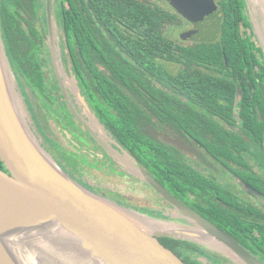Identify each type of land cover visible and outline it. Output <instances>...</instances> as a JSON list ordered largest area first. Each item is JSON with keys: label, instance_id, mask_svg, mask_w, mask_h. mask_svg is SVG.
I'll return each mask as SVG.
<instances>
[{"label": "flooded vegetation", "instance_id": "flooded-vegetation-1", "mask_svg": "<svg viewBox=\"0 0 264 264\" xmlns=\"http://www.w3.org/2000/svg\"><path fill=\"white\" fill-rule=\"evenodd\" d=\"M164 1L167 7L176 12L178 20L175 28L178 34L174 33L169 37L181 47L191 48L194 61L191 66L181 61L161 62V66L168 73L176 75L179 82L178 94L166 85H161L163 90L177 98L176 112H179V120L177 127L167 122H162L160 129L148 126L147 134L158 139L155 147L160 150V158L166 163H172L173 167L161 164L157 175L151 172L150 166H143L174 197L212 221L264 262L262 45L252 22L245 23L240 20L239 28L232 31L233 37L229 39L231 43L227 47L217 44L223 51V57L216 60V47L212 43L222 41L223 14L210 15L206 17V21L198 24L183 15L169 0ZM214 1L222 12L220 2ZM66 5L72 9L69 2L63 3L62 0H1L0 23L14 79L25 90L27 98L34 105L35 97L51 104L52 111L69 117L74 123L73 127L66 126L68 130L71 128L75 134L84 136L82 132L89 135L90 131L74 114L69 102L89 122L84 114V107L69 90V93L66 91L70 99L68 101L57 72V68L64 66L65 72L68 71L69 76L74 77L78 94L84 100V91L79 88L77 76L65 54L63 18L67 12ZM249 20L252 21L250 14ZM203 51L207 53L204 54ZM98 65L100 69L105 68L100 63ZM38 69H42L48 78L46 91H41L36 86L39 82ZM184 74L192 77L188 96L185 95L182 85L181 75ZM50 97L62 102L65 109L51 101ZM82 103L84 104L83 101ZM35 107L40 116L39 108L36 105ZM183 114H188L186 120ZM43 116L44 113L41 117ZM59 118H54L58 124L61 123ZM48 119L44 122V130L47 144L51 141L53 149L54 144H59L49 138L46 127ZM103 142L112 144L120 151L123 149L114 144L113 140ZM87 143L84 145L99 152L101 149L106 150L91 136ZM105 154L112 161L111 164L108 162L111 169L99 167L98 170L103 169L112 176H127L133 181L142 180L116 164L107 150ZM151 158L150 165L154 160V157ZM60 161L72 177L100 195L156 214L175 212L168 200L144 180L135 182L138 188L143 186L142 197L145 204L139 205L134 199L135 194L130 191L117 192L97 179L92 181V177H86L92 174L85 170L81 162L69 165L63 156ZM0 168L8 171L1 158ZM173 239V242L165 241L170 246L164 241L163 243L188 264H238L229 255L204 244L187 239Z\"/></svg>", "mask_w": 264, "mask_h": 264}, {"label": "water", "instance_id": "water-1", "mask_svg": "<svg viewBox=\"0 0 264 264\" xmlns=\"http://www.w3.org/2000/svg\"><path fill=\"white\" fill-rule=\"evenodd\" d=\"M169 1L198 24L206 21L210 15L222 13L214 0ZM247 3L251 8L248 0ZM261 4L264 6L262 1ZM252 23L255 29L253 20ZM259 37L262 42V36ZM261 45L264 50V44ZM12 74L14 72L0 24V158L9 171L0 168V264H8V255L4 249L1 250L2 245L5 248L11 244L18 248L16 244L20 241L38 240L36 230L45 220L55 222L60 228L54 230L57 233L54 232L52 237H60L63 232H68L101 264H188L166 247L160 237L204 244L229 255L238 264H264L212 221L174 197L128 151L112 149V144H105L69 102L74 114L106 148L114 162L150 184L168 200L175 212L156 214L135 209L81 184L64 169L28 126L20 110L25 102L12 85ZM58 74L66 92L63 75L59 70ZM85 108L91 112L87 105ZM151 220H157L160 226ZM34 246H37L36 242L29 247ZM33 251L39 255L27 252L25 264H33V256L37 264H52L39 250Z\"/></svg>", "mask_w": 264, "mask_h": 264}, {"label": "trees", "instance_id": "trees-1", "mask_svg": "<svg viewBox=\"0 0 264 264\" xmlns=\"http://www.w3.org/2000/svg\"><path fill=\"white\" fill-rule=\"evenodd\" d=\"M62 1L72 7L65 8L63 43L79 88L84 91L86 104L80 100L81 105L92 109L114 144L128 151L141 165L150 166L153 174L159 175L161 164L173 167L160 158V150L155 147L158 139L150 137L147 131L148 126L160 129L162 122L177 127L179 120L177 98L161 87L166 85L178 94L179 82L176 75L161 66L162 60L181 61L189 66L194 61L191 48L181 47L169 37L177 26L176 12L149 0ZM218 1L224 35L221 42L212 43L216 60L223 57L218 45L227 47L231 43L232 31L239 28L240 20L252 22L247 0ZM98 63L105 68L100 69ZM37 76L36 86L46 91L45 72L38 69ZM181 76L188 96L192 77ZM51 101L57 104L56 99ZM61 107L65 109L64 105ZM187 116L183 114L185 120ZM151 156L154 160L150 165ZM160 240L175 241L170 237Z\"/></svg>", "mask_w": 264, "mask_h": 264}, {"label": "rangeland", "instance_id": "rangeland-1", "mask_svg": "<svg viewBox=\"0 0 264 264\" xmlns=\"http://www.w3.org/2000/svg\"><path fill=\"white\" fill-rule=\"evenodd\" d=\"M149 1H152V0H149ZM155 1L159 2L160 4L165 3L164 0H155ZM248 1L251 5V8L248 7V11H249L250 17H252L251 20L254 21V26H255L254 31L262 36V42L260 39L259 41L261 44L262 43L264 44V11H263L264 6L261 4V0H248ZM165 7H167V5ZM174 33L175 35H177L178 34L177 30L176 32L174 31L173 34ZM260 35H258V38H261L259 37ZM57 67H58V64H57ZM58 70L61 73V75H63V79H64L63 83H64V88H66V91L68 92L69 90L70 92H72V94H74L77 97L78 101L82 100V98H80L78 94V88L76 86L74 77L71 78L69 76V72L68 71L65 72L64 66L62 65L61 67L58 68ZM11 82H12L13 87L15 85L16 91H18L19 95L21 94V97L23 98L25 102L23 104L24 106H22V109L20 110L28 126L36 133L39 140L48 149V151L52 153V155L57 159V161L60 164H62L60 161V159H62V156L66 158L67 162H69V165L72 163L74 164L75 162H79V163L81 162L85 170H87L89 174H92V175H88L86 173L88 175L86 177H92L91 180L97 179L101 181L104 186L114 188L117 190V192L122 191V190L123 191L128 190L132 194H135L134 199L136 201V204H139V205L145 204L144 197H142L143 186L142 188L141 187L138 188L135 183V182L139 183V181L141 182L142 180L133 181L132 178L127 177V176L122 178V177H117V175L112 176L110 174H107L103 169H107V168L111 169V166L109 165L108 162H110L111 164L112 161L105 154L106 150L102 151L103 149H101V151L99 152L98 150H95L94 148L89 147V145H84L88 142V137L90 136L96 141V139L90 133H89L90 135L89 136L87 133L85 134L82 132L84 136L83 135L79 136V134L76 133L78 134L76 135L73 132V130H71V128L70 130H68L66 128L67 125L73 127L74 123H72V120L67 116L57 115L54 111L51 110V106H52L51 104L44 102L41 99H38L35 97L33 99H34L35 105L40 110L39 114L41 115L39 116L37 113L38 111L36 110L37 108L35 107L34 103H32V101L27 98L25 90L22 88L21 85H18V83L14 79L13 74L11 75ZM17 85H18V88H17ZM54 99L55 98H50V100H54ZM57 104L60 107L61 105H63V103L60 101H57ZM42 113H44L45 116L41 117ZM84 114H86V118L89 120V124L94 128L95 132L99 134L100 138L103 141L112 140L109 137L108 132L105 130L104 126L102 125V123H100L98 117L94 113L88 111L84 107ZM51 116H53L55 119H58L61 116L62 118H59V121L61 123L58 124V122ZM46 118H49L47 126H46L47 132L49 134V138L56 141L59 144V145L54 144L53 149L55 151H53L52 149L51 141H49V144H47L48 139H47V136L44 130V122H46ZM112 149H115L113 145H112ZM99 167H103V169L98 170Z\"/></svg>", "mask_w": 264, "mask_h": 264}, {"label": "bare ground", "instance_id": "bare-ground-1", "mask_svg": "<svg viewBox=\"0 0 264 264\" xmlns=\"http://www.w3.org/2000/svg\"><path fill=\"white\" fill-rule=\"evenodd\" d=\"M261 1L264 3V0ZM151 221L160 226L157 220ZM39 226L41 228L36 230L38 235V240L36 241H20L19 244H16L19 249L11 244L4 248L1 244V250L4 249L8 255V257H6V262L8 264H20L21 262L25 264L27 252H32L35 256L39 255L35 254L33 250H39L46 260L48 259L47 261L52 264H101L90 251L85 250L79 243L71 238L68 232H63L60 237H52V234L55 232L54 230L56 229L57 231V229H60L55 222L45 220L42 221ZM56 233L57 232H55V234ZM19 238L16 239V242H18ZM35 242L37 246L31 247L30 249L29 246L35 244ZM27 248L30 251L27 250ZM35 256L32 258L33 264H37V262H35Z\"/></svg>", "mask_w": 264, "mask_h": 264}]
</instances>
